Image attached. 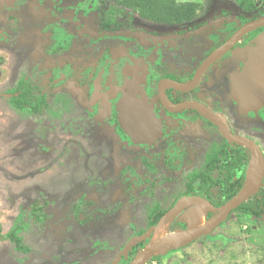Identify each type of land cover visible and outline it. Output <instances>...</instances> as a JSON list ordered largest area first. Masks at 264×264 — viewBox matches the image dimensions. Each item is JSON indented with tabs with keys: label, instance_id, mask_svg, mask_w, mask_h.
<instances>
[{
	"label": "flooded vegetation",
	"instance_id": "flooded-vegetation-1",
	"mask_svg": "<svg viewBox=\"0 0 264 264\" xmlns=\"http://www.w3.org/2000/svg\"><path fill=\"white\" fill-rule=\"evenodd\" d=\"M0 1L8 5L14 0ZM65 2L69 8L62 9L65 22L53 23L47 29L50 33L63 31L62 42L44 49L47 57L63 55L64 61L46 68V72L40 71L29 83L20 77L14 88L8 87L5 93L0 91V97L12 106L9 100L21 97L26 89L28 102L35 104L39 98L45 102L41 104L40 101L38 111L31 116L48 112V115L58 117L63 114L61 111H65L60 110L64 104L61 88H78L79 98L86 102L83 121H90L94 125L91 129H101L92 137L98 142H87V136L92 135L87 130L80 133L86 142H76L86 167L92 162L96 165L91 166L103 172L100 177L87 175L85 184L97 196L115 193L127 198L143 186L136 199L132 201V196L128 202L136 205L139 212L143 210L145 216L136 236L160 227L159 223L172 211L180 213L182 229L177 232L190 230L191 226L201 228L203 221L215 216L212 209L222 207L240 191L251 153L245 145L224 137L222 128L230 138L249 141L258 148L263 160L260 184L264 183V139L260 126L263 121L254 119L258 113L264 116V24L243 33L196 78L207 59L236 32L264 18V0H199L196 16L189 22L168 25L137 18L138 22L132 14L133 25L105 32L99 10L87 11L86 8L91 9V6L85 0ZM85 19L93 21L85 30L88 37L81 36L79 29L66 27L68 22H74L78 28ZM123 32L138 37H141L140 33L146 34V47L128 38L123 41V45L129 44L127 52L118 53L116 58L112 57L110 50L103 52L104 36ZM80 42L84 43L81 49L77 46ZM77 61H82L79 63L81 68L76 65ZM35 87L44 90L39 89V94H34ZM125 99L138 107L134 116L141 118V123L146 125L143 134L146 143L135 144L121 127V118L124 122L125 115L130 118L133 114L122 109L121 117L119 109ZM179 106L183 107L177 108ZM23 113L27 112L20 114ZM210 116L217 118L218 122L211 120ZM124 123L131 134H139L130 122ZM256 123H259V129ZM140 194L143 200L146 198V203H136ZM254 195L256 192L232 209L227 218L206 236L214 234L220 227L236 225L241 216L250 217L255 230L264 224L262 219L255 220L244 206ZM84 197L83 193L78 198L87 203L84 207L88 206L89 211L97 208ZM124 207H127L126 202H119L112 209L117 214ZM197 210L199 212L195 213ZM150 214L162 216L156 222L154 217L149 218ZM187 215H190L189 219H186ZM133 221L128 230L136 229ZM196 221L199 222L197 225ZM8 233L10 230L2 235L0 227V242H10L5 238ZM206 236L176 249L199 243ZM133 237L126 239L111 264L119 260L122 263V259L126 261L139 244L133 246L127 255H122L125 244ZM150 238L143 241H147L145 247ZM216 238L222 244L227 242L225 235Z\"/></svg>",
	"mask_w": 264,
	"mask_h": 264
},
{
	"label": "rangeland",
	"instance_id": "rangeland-1",
	"mask_svg": "<svg viewBox=\"0 0 264 264\" xmlns=\"http://www.w3.org/2000/svg\"><path fill=\"white\" fill-rule=\"evenodd\" d=\"M65 1L14 0L8 5L0 2L1 93H5L8 87L14 88L20 77L29 83L40 71L46 72V68L58 66L64 61L63 55L47 57L44 49L62 42L63 31L50 33L47 29L53 23L65 22L62 9H69ZM92 22V19H85L78 28L74 22H68L66 27L79 29V34L85 37L86 27ZM143 23L146 25V22ZM139 36L130 32L104 36L103 52L110 50L112 57L122 51L127 52L129 44L123 45V41L128 38L146 47V34L140 33ZM83 44L76 45L81 49ZM80 62L76 64L79 68L82 67ZM39 89L41 92L44 90L43 87H35L34 94H39ZM61 89L64 104L60 110L65 111H61L63 114L58 117H52L48 112L21 115L0 97L1 234L5 235L15 228L27 249L21 251L11 242H0V264H111L126 239L136 236L138 229L142 228L143 210L139 212L136 205L128 202L132 196V201L136 199L143 186L129 198L115 193L100 197L86 186L87 175L100 177L103 172L91 166L96 165L92 162L86 167L76 142H83L80 134L83 130L92 134L87 136V142H98L92 137L98 135L101 129H91L94 125L83 121L86 118L85 115L82 117L86 102L79 98L78 88ZM103 119L105 121V117ZM254 119L263 121L260 126L261 138L264 139V116L258 113ZM256 124L259 129V123ZM262 143L264 145V140ZM83 193L84 198L97 208L91 209V219L80 223L85 220L84 217H79L80 221H77L70 208ZM137 199L136 203H146L141 194ZM36 201L42 207L39 218L36 220L27 215L18 219V213L28 211ZM119 202H126L127 207L116 214L112 207ZM179 218L178 211L165 216L156 229L159 237L182 229ZM189 218L190 215H187L186 219ZM238 219L236 225L220 227L199 243L176 249L168 257L166 252L157 254L159 261L161 264H259L264 248V224L255 230V223L250 217L241 216ZM132 221L136 229L128 230ZM198 223L196 221L195 225ZM218 235H225L227 242H219ZM149 263L156 264V261L150 260ZM116 264L122 263L119 260Z\"/></svg>",
	"mask_w": 264,
	"mask_h": 264
},
{
	"label": "trees",
	"instance_id": "trees-1",
	"mask_svg": "<svg viewBox=\"0 0 264 264\" xmlns=\"http://www.w3.org/2000/svg\"><path fill=\"white\" fill-rule=\"evenodd\" d=\"M85 2L87 5L91 6V9L86 8L87 11H100V21L103 23L104 32L115 31L117 28L126 25H133L134 23L132 21V14L140 21H149L158 24L171 25L189 22L196 16V10L199 5V0H85ZM26 91L27 90L25 89V93H22L21 97L13 98L9 101L12 102L11 104L16 111L20 113L27 112L23 113L22 115L31 116L34 111H38V105L40 101L41 104H44L45 102L40 98L35 104L28 102L26 100V96L28 94ZM255 196H258V198ZM85 204L87 203L80 199L76 201V203L70 208V212L76 217L77 221H80L78 220L79 217H84L85 220L80 221V223H84L90 218V211L88 209L89 207H84ZM244 206L247 210H249L255 220H264V183L259 185L256 195L252 197L250 202L248 200ZM41 209L42 207L36 201L32 206H30L28 211H20L18 213V219H20L21 216L28 215L29 218L33 217L37 220L39 218V212H41ZM161 216L150 214L149 218L154 217L153 221H156L157 219L161 218ZM150 224H152V221ZM16 233L17 230L14 228L5 236V238L13 243L16 249L26 251L27 249L23 245L22 238ZM145 243H139L136 248L133 249L128 255L126 261L122 259V263L131 264L133 257L145 247ZM174 250L176 249L165 251V256H170L173 252H175ZM150 260L156 261V264H161L158 255L153 256ZM260 262H264V248L262 249V259L259 261V264Z\"/></svg>",
	"mask_w": 264,
	"mask_h": 264
},
{
	"label": "water",
	"instance_id": "water-1",
	"mask_svg": "<svg viewBox=\"0 0 264 264\" xmlns=\"http://www.w3.org/2000/svg\"><path fill=\"white\" fill-rule=\"evenodd\" d=\"M261 24H264V18H262L261 20L257 22L248 24L244 26L243 28H241L238 32H236L234 36L224 46H222L220 49L215 51L214 54H212L207 59V61L199 69L196 75V78L198 75H200L201 71L207 64H209L212 60H214L216 57L221 55L224 51L228 50L243 33ZM94 87L95 88L97 87V83ZM185 106L192 107V105H185ZM121 107H120L121 111L122 109L130 110L131 113L138 111V107L135 106L134 104L132 105V103H130V101L126 99L124 101V104L121 105ZM181 107L179 106L177 108H181ZM121 111L119 109V112ZM210 119L214 120V122H218V119L214 118V116H210ZM141 120H142L141 118H137L133 120V124H132L133 128H136L137 131H139V134H136V135L131 134L127 130V126L124 125L125 124L124 122H127V121H124V122L121 121V127L127 133H129V135L132 137L135 144L146 143V139H145L146 137L145 135H143L146 130V125H143L141 123ZM221 133L227 139H230L234 142L245 145L250 150V153H251V160L248 165V169L246 171V178H245L244 184L242 188L240 189V191L230 201L224 204L222 207L218 209H212L215 212V216L209 221H207L206 225H204L203 227L199 229H195V230L188 229L187 231L170 233L162 237L161 239H159L156 243L152 245L148 244L143 251L139 252L135 256L131 264H146L153 256H156L157 254L161 252H165L170 249H176L181 246H186L187 244L193 242L194 240L202 236H206L210 234L219 224H221L227 218L229 212L232 209L236 208L239 204L247 200L251 195H253L256 192L258 186L260 185L262 171H263V160H262V157H261V154L258 148L249 141L240 140L239 138H233V137L230 138L229 134H227V132L223 128L221 129ZM137 137H141V138L138 140ZM257 158H259V164H257ZM255 177L257 178L256 181H254ZM153 230L154 228H151L145 233H143L142 235L131 238L125 244L124 249L122 251V255H127V253L131 250V248L135 246L136 244L143 242L145 240H148L150 236L152 235V233L154 232Z\"/></svg>",
	"mask_w": 264,
	"mask_h": 264
},
{
	"label": "bare ground",
	"instance_id": "bare-ground-1",
	"mask_svg": "<svg viewBox=\"0 0 264 264\" xmlns=\"http://www.w3.org/2000/svg\"><path fill=\"white\" fill-rule=\"evenodd\" d=\"M121 111V110H120ZM129 112L130 110H127L126 109V111L125 112ZM124 112H120V114H121V117H122V114H123ZM134 113L135 112H133V114H132V116H130V118L129 117H127V115H125V117H124V120L125 121H127V123L129 124V122L131 123V127L133 128V126H132V124H133V120L134 119H137V118H139V117H136V116H134ZM137 114V113H136ZM128 118V119H127ZM121 121H122V118H121ZM256 177L254 178V181H256ZM204 225H206V222L205 221H203V223H202V225H201V227H203ZM159 228V227H158ZM157 229V228H156ZM155 229V232H153V234H152V238H150V240H149V243L148 244H150V245H152V244H154V243H156L159 239H161L160 237H159V233H158V231ZM195 229H199V227L197 226V227H195V226H193L190 230H195Z\"/></svg>",
	"mask_w": 264,
	"mask_h": 264
},
{
	"label": "built area",
	"instance_id": "built-area-1",
	"mask_svg": "<svg viewBox=\"0 0 264 264\" xmlns=\"http://www.w3.org/2000/svg\"><path fill=\"white\" fill-rule=\"evenodd\" d=\"M146 264H150L149 261ZM151 264H154V263H151Z\"/></svg>",
	"mask_w": 264,
	"mask_h": 264
}]
</instances>
